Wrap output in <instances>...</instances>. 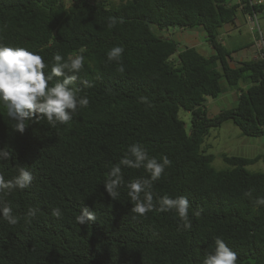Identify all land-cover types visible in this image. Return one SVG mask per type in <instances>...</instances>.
Wrapping results in <instances>:
<instances>
[{
  "label": "trees",
  "instance_id": "trees-1",
  "mask_svg": "<svg viewBox=\"0 0 264 264\" xmlns=\"http://www.w3.org/2000/svg\"><path fill=\"white\" fill-rule=\"evenodd\" d=\"M238 11L230 0H0V39L43 49L46 61L57 52L82 54L85 65L71 87L89 99L69 125L26 123L22 133L0 109V176L33 173L29 188L0 191V206L19 217L15 226L0 221V264H201L216 236L242 264H264V205L256 203L264 197V171L247 168L261 156L223 154L230 167L218 170L204 146L211 128L228 119L245 135H264V60L233 65L236 49L220 38ZM109 16L117 17L112 29ZM198 26L214 48L210 55L180 49L165 35ZM116 45L125 48L123 74L106 57ZM222 79L237 103L211 115L208 100L223 93ZM182 108L191 114L189 129ZM137 142L149 156L171 161L152 184L153 204L186 197L190 228L174 209L133 219L126 187L116 200L107 195L105 177ZM123 175L127 182L148 173L123 168ZM29 207L37 209L31 225ZM57 207L60 219L51 216ZM85 209L97 219L79 225L75 217Z\"/></svg>",
  "mask_w": 264,
  "mask_h": 264
},
{
  "label": "clouds",
  "instance_id": "clouds-1",
  "mask_svg": "<svg viewBox=\"0 0 264 264\" xmlns=\"http://www.w3.org/2000/svg\"><path fill=\"white\" fill-rule=\"evenodd\" d=\"M106 19L108 29L116 26L117 17L109 16ZM42 51L43 49L34 51L24 46L10 45L0 39V109L6 111L8 118L15 122L17 131L21 133L24 132L26 123L29 125L46 121L53 128L57 125H69L73 118L78 116L79 109H85L89 105L87 96L78 95L82 88L71 87L78 78L76 74L84 68L85 57L76 54L65 58L57 52L52 55L50 61H46ZM124 53L125 48L120 45L113 46L106 52L107 61L114 62L117 65L116 71L120 74L126 70L122 59ZM81 83L87 86L86 81ZM141 101L147 102V98L141 97ZM170 164L167 156L158 161L156 157L149 156L139 142L133 143L127 147L119 162L109 170L103 183L104 189L111 200H116L120 195L118 189L122 186L127 188V196L133 202L130 209L133 219L144 217L154 210L166 213L174 209L178 218L185 221L184 226L190 228V223H187L190 205L186 197L172 199L165 196L160 198V204H153L152 184L161 178L166 166ZM142 167L148 173L146 178L124 181L123 168ZM32 180L33 173L21 168L19 175L12 180L5 181L0 176V191H23L30 187ZM256 203L264 205V197H258ZM36 213V208L29 207L25 214V223L31 225ZM51 216L60 219L61 209L53 208ZM96 219L94 211L85 209L75 217V222L86 225ZM0 221L15 226L19 223V217L13 215L11 206H0ZM201 264L242 262L238 252L222 237L216 236L214 247L206 251Z\"/></svg>",
  "mask_w": 264,
  "mask_h": 264
},
{
  "label": "rangeland",
  "instance_id": "rangeland-1",
  "mask_svg": "<svg viewBox=\"0 0 264 264\" xmlns=\"http://www.w3.org/2000/svg\"><path fill=\"white\" fill-rule=\"evenodd\" d=\"M97 1H106V0H97ZM110 1L118 2V0H110ZM230 2H232V0H230ZM242 16H243L242 12L238 11V18L241 19ZM261 22L262 24H264L263 18H261ZM244 26L247 27L246 25ZM154 30L159 33V30H157L156 27H154ZM193 32L197 33L200 36L202 33H204L203 28L201 26H198L195 28L186 29L183 35H187L188 33H193ZM239 36L240 34L237 37ZM224 39L225 41H229L227 37H225ZM244 39H245L244 37L239 38L237 42H240ZM187 43L189 44V42ZM226 43L224 44L230 50L235 49L231 46V44L227 45ZM202 47L207 52H209V53H206L205 55H210L213 52L209 43H206ZM221 84L223 87L226 86V82L224 79L221 80ZM220 97L221 96L214 98V99L209 98L208 106H209V113L211 115H214L218 113L220 110L230 108L234 105V102L232 101V99L225 100V99H221ZM179 115L182 119L185 120L186 127L189 129V127L191 126L190 112L182 108L180 110ZM204 146H207L206 147L207 153H211L214 155L212 166L215 169L219 170V169H225V168L230 167V165L222 157L223 154H228V155H238V156H244V157L261 156L254 163L247 165V168L252 171H260V170L264 171V135L258 136V137L245 135L243 134L241 129L234 123L232 119L226 120L219 127L211 128L209 134L205 137Z\"/></svg>",
  "mask_w": 264,
  "mask_h": 264
},
{
  "label": "crops",
  "instance_id": "crops-1",
  "mask_svg": "<svg viewBox=\"0 0 264 264\" xmlns=\"http://www.w3.org/2000/svg\"><path fill=\"white\" fill-rule=\"evenodd\" d=\"M235 2H237V0H232L231 3H235ZM242 14L243 16L241 19L238 18V15H237V18L234 24L225 25L224 31L220 36L223 42L225 41L224 38L227 37L229 41H225L224 43L227 42L226 43L227 45L231 44L233 48L237 49L233 54V62H232L233 65H235L236 63L240 61L256 59V49L253 44L252 36L248 28V25L246 24L244 13L242 12ZM261 17L263 18V21H264V15H262ZM244 25H246L247 27H245ZM186 29L188 28L173 27L167 30L165 32V35L177 40L179 42L178 46L180 49H183L186 46H195L201 53L203 54L209 53L202 47L206 43H209L207 41V35L204 29H203L204 33H202L201 36L194 32L188 33L187 35H183ZM239 34L240 36L237 37ZM243 37L245 38L244 40L237 42L239 38H243ZM186 41L189 42V44ZM210 46L214 52L213 46L211 44ZM220 96H221L220 97L221 99H225V100L232 99V101L234 102V105H236L237 103L236 93L233 90L228 89L227 85L224 87V91Z\"/></svg>",
  "mask_w": 264,
  "mask_h": 264
},
{
  "label": "built area",
  "instance_id": "built-area-1",
  "mask_svg": "<svg viewBox=\"0 0 264 264\" xmlns=\"http://www.w3.org/2000/svg\"><path fill=\"white\" fill-rule=\"evenodd\" d=\"M239 9L244 13L246 24L250 30L254 47L256 49V59L264 60V25L261 16L264 15V0H237ZM247 7L251 8L247 10ZM257 7V10L255 9Z\"/></svg>",
  "mask_w": 264,
  "mask_h": 264
},
{
  "label": "water",
  "instance_id": "water-1",
  "mask_svg": "<svg viewBox=\"0 0 264 264\" xmlns=\"http://www.w3.org/2000/svg\"><path fill=\"white\" fill-rule=\"evenodd\" d=\"M138 0H134V2H137Z\"/></svg>",
  "mask_w": 264,
  "mask_h": 264
}]
</instances>
